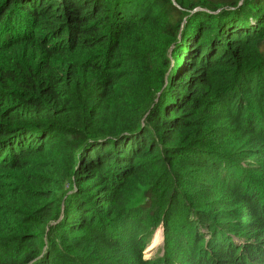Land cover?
I'll return each instance as SVG.
<instances>
[{
  "label": "trees",
  "instance_id": "trees-1",
  "mask_svg": "<svg viewBox=\"0 0 264 264\" xmlns=\"http://www.w3.org/2000/svg\"><path fill=\"white\" fill-rule=\"evenodd\" d=\"M0 264H264V0H0Z\"/></svg>",
  "mask_w": 264,
  "mask_h": 264
},
{
  "label": "rangeland",
  "instance_id": "rangeland-1",
  "mask_svg": "<svg viewBox=\"0 0 264 264\" xmlns=\"http://www.w3.org/2000/svg\"><path fill=\"white\" fill-rule=\"evenodd\" d=\"M163 235L162 231L158 229L151 237L148 246L144 252L145 259L155 258L161 255V250L163 247Z\"/></svg>",
  "mask_w": 264,
  "mask_h": 264
},
{
  "label": "clouds",
  "instance_id": "clouds-1",
  "mask_svg": "<svg viewBox=\"0 0 264 264\" xmlns=\"http://www.w3.org/2000/svg\"><path fill=\"white\" fill-rule=\"evenodd\" d=\"M162 231V230H161Z\"/></svg>",
  "mask_w": 264,
  "mask_h": 264
}]
</instances>
